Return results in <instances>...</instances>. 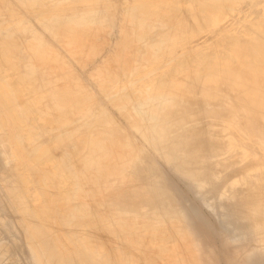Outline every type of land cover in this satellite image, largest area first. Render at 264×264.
Returning <instances> with one entry per match:
<instances>
[{
	"label": "bare ground",
	"instance_id": "1",
	"mask_svg": "<svg viewBox=\"0 0 264 264\" xmlns=\"http://www.w3.org/2000/svg\"><path fill=\"white\" fill-rule=\"evenodd\" d=\"M106 27L122 38L99 91L59 86ZM0 224L35 264H264V0H0Z\"/></svg>",
	"mask_w": 264,
	"mask_h": 264
},
{
	"label": "rangeland",
	"instance_id": "2",
	"mask_svg": "<svg viewBox=\"0 0 264 264\" xmlns=\"http://www.w3.org/2000/svg\"><path fill=\"white\" fill-rule=\"evenodd\" d=\"M17 1V0H15ZM261 6V5H260ZM260 6H257V10H259ZM14 10L18 14H23V9L21 6L17 3L13 6ZM253 17L257 18L258 14H253ZM123 20L122 12H119V16L117 18L118 25ZM121 35L113 30L112 27H106L105 29H100L92 38L93 44H95L97 50L95 52H91L87 55L86 61L84 64H81L77 60H72L69 57L70 60V66H68L65 70H57L56 75L52 76L53 80L57 81L58 85L61 86L64 83V80L67 76H70L74 79H79L83 81L84 85L87 87L89 92H98V81L96 78L92 76L93 73L97 71V69L103 64V62L111 57L115 50L117 45L121 42ZM52 44L56 48H61L63 52H65L67 47L64 45V43L52 39ZM88 50V49H86ZM28 64V60L24 59L23 61V67ZM68 69V70H67ZM37 86H34V88H37ZM99 104L101 106L109 108L111 114L117 118V120L120 122V124L124 127L129 126V120L127 116L121 112H119L109 101L108 98L105 96H99L98 97ZM209 130L211 132H216V127L207 125ZM129 135L132 138V141L134 145H137L139 142H141L138 135L135 133L133 129H129ZM142 173V170L141 172ZM240 170H234V169H227L223 172L222 178L224 180V183H230L231 181L239 178L241 176ZM115 178H111V182L115 183ZM174 182L177 184V193L178 197L180 198L189 206L192 208L197 209L200 214L201 218L204 221V223L208 226L210 231L218 235V232L222 230L221 225L219 224V221L217 219V216L215 212H213L207 205H205L195 194L194 192L189 188L188 185H186L185 182L180 180L177 176H173ZM135 187V185L130 186ZM130 190V189H129ZM219 189L216 191H212L215 196L218 195L220 192ZM126 197L128 198V194L125 193ZM84 198V199H82ZM78 199V200H76ZM109 199V198H108ZM126 199V198H124ZM100 210H105L110 207L109 201L101 200L100 197H92L89 196H82L74 197L72 201V205L75 207H78L79 210L83 211L86 210L85 205L87 204H93ZM85 204V205H84ZM100 204H102L100 206ZM139 208H143L144 205L142 202H139L137 205ZM8 232V233H7ZM14 240L18 241V233L15 231H10L8 228L2 226L0 224V264H35L29 254V252L24 249V247L19 245V243L14 242ZM17 245H16V244ZM71 264V263H66Z\"/></svg>",
	"mask_w": 264,
	"mask_h": 264
}]
</instances>
